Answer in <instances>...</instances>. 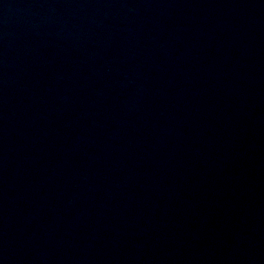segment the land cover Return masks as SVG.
Wrapping results in <instances>:
<instances>
[{"label":"water","instance_id":"95a60500","mask_svg":"<svg viewBox=\"0 0 264 264\" xmlns=\"http://www.w3.org/2000/svg\"><path fill=\"white\" fill-rule=\"evenodd\" d=\"M0 264H264V0H0Z\"/></svg>","mask_w":264,"mask_h":264}]
</instances>
